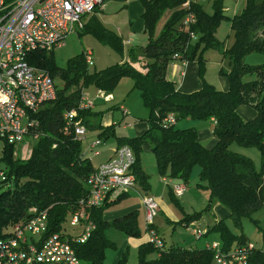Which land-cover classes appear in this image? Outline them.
Listing matches in <instances>:
<instances>
[{"label": "trees", "instance_id": "trees-1", "mask_svg": "<svg viewBox=\"0 0 264 264\" xmlns=\"http://www.w3.org/2000/svg\"><path fill=\"white\" fill-rule=\"evenodd\" d=\"M187 1L139 0L144 9L141 17L148 42L130 47L129 60L122 63L91 71L86 53L70 58L64 68L57 64L53 52L40 51L29 56L30 64L45 68L56 81L61 80L63 86L57 85L54 101L31 114L39 123L33 130L40 133L31 156L20 158L19 153L15 154L16 146L7 143L0 153V170L5 173V179L0 178V188L5 187L0 193V238L10 234V227L41 212L48 214L44 237L53 233L78 236L70 232L68 225L74 214L84 211L96 223V228L85 243L74 244L76 254L80 264H104L106 250L117 247L107 238L106 227H115L130 236L141 235L137 211L112 221L104 219L105 210L125 195L100 207L86 205L89 189L85 181L96 168L84 154L83 140L76 137L73 128H67L64 118L67 111L78 109L84 89L94 86L102 91L112 90L123 77L132 78L133 88L141 92L149 111L148 129L135 137L117 135L114 124H100L94 129L101 130L98 135L101 139L115 138L119 147L129 146L133 150L132 170L143 189L150 186V175L142 165L143 145L150 143L161 176L179 178L189 184L193 169L200 167L199 177L207 184L209 201L201 212L184 211V223L199 219L215 203H221L229 210L235 226L242 229L243 219L251 218L264 206V156L257 169L252 158L231 149L236 143L258 147L264 152V63L246 61L251 54H264V0H246L242 11L233 17L225 15L222 0L214 1L212 13L206 10L204 2H191L187 6ZM99 9H95V14L78 33L95 32L122 51V37L100 20ZM168 9L172 13L156 36V25ZM188 15H193L194 19L186 24ZM225 18L234 31L235 40L230 47H225L216 35ZM210 49L223 50V57L229 59L230 70L219 71L229 81L227 90L218 89L204 78L207 62L204 55ZM173 60H197L202 87L191 93L180 92L176 83L167 78L168 66ZM243 105L253 107L256 116L245 120L238 111ZM171 112L177 122L187 118L215 119L216 144L204 145L194 127H177V122L165 125L163 119ZM98 114L101 113L92 109L79 111L89 128H92L89 118ZM212 230L221 234L226 248L234 241L237 245L248 244L243 233L234 235L229 230L225 219ZM127 259L124 254L118 264H125ZM138 259L139 264H213L214 253L209 248L166 244L159 249L148 241L139 246ZM248 264H264L263 247L255 246Z\"/></svg>", "mask_w": 264, "mask_h": 264}, {"label": "built area", "instance_id": "built-area-1", "mask_svg": "<svg viewBox=\"0 0 264 264\" xmlns=\"http://www.w3.org/2000/svg\"><path fill=\"white\" fill-rule=\"evenodd\" d=\"M105 1L0 0V153L7 143L16 146L15 154L18 155L19 145L27 135L37 140L40 133L33 128L39 123L31 114H36L44 104L57 98L58 82L45 68L30 64L29 56L40 51L54 52L65 46L66 37L82 30L84 17L101 8ZM205 1L188 0L186 5ZM193 19V15H188L185 23L189 24ZM92 59V53L87 52L88 65ZM93 107L94 101L89 92L83 90L78 109L65 113L67 128H73L77 138L82 139L87 132L79 111ZM176 122L173 112L163 119L165 125ZM100 142L96 140L91 147L96 148ZM134 162L132 149L129 146L119 147L112 159L101 164L86 178L89 189L86 205L100 207L135 188ZM0 178L5 179L2 170ZM166 183L171 185L177 196L186 190L184 184L171 180ZM142 198L149 242L162 249L165 242L155 227L159 205L153 196ZM83 223L85 229L78 236L53 233L44 237L48 229V214L37 213L30 220L14 225L8 230V236L0 238V264H80L74 244L85 243L96 224L84 211L77 212L70 220L72 226ZM208 248L214 253V264H248L255 245L238 244L226 250L213 243Z\"/></svg>", "mask_w": 264, "mask_h": 264}, {"label": "rangeland", "instance_id": "rangeland-1", "mask_svg": "<svg viewBox=\"0 0 264 264\" xmlns=\"http://www.w3.org/2000/svg\"><path fill=\"white\" fill-rule=\"evenodd\" d=\"M138 1L139 0H128L127 4L129 7L128 6L126 7L122 2L119 1L108 2L107 0L106 12L108 14V17H103L104 22L109 24L111 27H113V28L111 27L109 28L114 29L115 31L118 32V34L122 37L123 42L129 40L127 39L126 36L129 35L131 25L132 24L136 25L137 21L140 19V17L137 14V10L138 7L140 8L141 6H138L139 5ZM214 1L215 0H207L204 2V6L206 10L210 13L214 11ZM245 3L246 0H222V5L225 11V15H227L228 17H233L234 15L232 14L234 13V11L232 10L229 11L228 8L235 9L237 7L240 8L239 10L241 12V10L245 7ZM171 13L172 10L168 9L157 23L155 29L156 36L160 34L161 30L164 27V24L170 17ZM98 14L102 15V13L100 14V12H98ZM84 19H86V16L84 17ZM216 35L222 42H224L225 47L226 45L230 47L234 43L235 40L234 31L231 28V22L229 21V19L225 18L224 20L221 21L217 29ZM147 38L148 35L146 34V39ZM89 51H91L93 58L92 63L90 64L91 71L101 70L113 64L122 63L123 61L129 59V45L124 43L123 50L120 51L115 46H113L110 41L99 38L98 35L92 31L81 35L77 31H74L73 33L69 34L66 37V45L61 48L55 49V51L52 54L57 64L60 67L64 68L67 66L68 60L70 58L75 57L80 53H87ZM48 53L51 52L48 51L47 54ZM206 56L207 58L206 57L205 58L206 60L207 59L208 60L206 62L204 78L210 84L219 86V84L221 83L220 77L221 76L223 77V75H221L219 71L221 69L225 71L230 70L229 59L227 57L222 59L223 50L210 49L209 52L206 53ZM195 61L197 62V60ZM246 61L251 64H262L264 63V54H260V53L252 54L249 58L248 57L246 58ZM59 85L60 87H62L63 86L62 82L59 81L58 86ZM95 90L96 89L94 86L89 87L90 92L91 91L95 92ZM97 97L99 98L93 110L102 114V120L104 122H107L109 120L112 112L115 113L114 120H117L116 123H118V121L122 119L123 111L120 110V108L118 107L119 105H124L130 109L131 115L130 117H128V119L125 118V120L127 122H130L129 124L131 126L134 125L133 128L134 130H131L129 128H122L123 126H120L118 124L116 127L117 132L121 133V131H123L128 134H133L134 132H136V128L142 126L143 123H146L145 121L147 120L141 119L145 117L134 119V115L136 116H145V114L148 115V109L146 108L143 102V98L140 90L137 88L135 89L133 88L132 78L123 77L112 90H103V94L98 93ZM239 109H240L239 111L240 114L241 112L243 114V116L242 114L241 116L245 120H249L248 118H250L249 117L250 115L247 114L249 108L248 109L246 108L245 110L244 108H239ZM207 120L209 119H197V120L192 119V121L188 122L186 119H182L178 121V126L179 127L197 126L198 123L207 122ZM86 128H87L86 135L81 137L83 140L84 153L88 154L87 155L88 157H90L89 155L92 154L91 157L93 158L95 156V153H93V151L92 152L89 151L87 142L91 143L92 141L94 142L96 140H99L97 134L98 131L96 129H91L89 127ZM34 144H35V140H33L31 136L29 135L25 136L24 140L19 145L20 158H29L31 156L32 148ZM100 144H98L97 147L94 148L93 150L101 151L102 146H100ZM231 149L252 158L256 168L260 169L264 156V152L262 149L258 147H243L236 143H234L231 146ZM144 162L148 167V172L151 173V171L153 170L152 171L153 174H155V176L158 177L159 172H157V168H156L157 165L154 166L155 165L154 155L152 156L144 155ZM195 169H199V168L195 167ZM197 182L206 185V182H201L200 180L197 181V179L196 180L192 179V181L189 182L190 192L189 194L184 196L183 201H182V197H178L173 193V195L177 197L176 198L171 194L170 188H166L165 186H163L164 184L159 183V188L163 189V187H165L167 190L165 191V193L163 192L164 195H161L159 199L156 198L157 204L159 205V211L155 217V222L159 227L160 233L162 234L161 236L165 238L167 246L170 245L188 246L192 244V246L194 247L197 246V248L200 249L203 245L202 242H204V239L205 237H207L208 234H210V238L212 237L216 240L217 239L223 240L221 234L212 229L209 230L208 234H204L201 237H198L194 234L195 228L197 230H201V232L206 231L207 228H205L206 226L205 222L210 221V223H212L213 221L212 215L210 213H207L205 217H203L200 221H198L200 222L198 227H193L191 225V222L188 223L183 222V220H185L186 218V214L183 210V207L186 206V210L190 214H194L196 213L194 210L199 211L202 208L201 203L203 201V195L204 193H206V190L197 188V184H196ZM4 189L5 187L0 188V193ZM142 189L143 188H141V190ZM133 190L134 188L131 189V191ZM140 194L141 193H139V196H141ZM189 199L191 201H188L189 204L187 205L186 201ZM177 202L181 205V207ZM170 204H172L173 206H171ZM160 205H163L167 211H165L164 213L160 212ZM195 208H199V209H195ZM226 209L227 208H225V210ZM228 211L229 210L227 209L226 212ZM221 218H224V216H221ZM234 223L235 222L232 220V218H230L229 216L226 217L225 224L234 235H239L243 233L248 243H253L257 248H262V247L264 248V206L260 210L255 212L251 218L243 219L242 229L236 227ZM68 227L70 232L73 234L79 233L83 229L82 225L72 226L70 223ZM139 227L141 230L140 236H130L127 235L124 231L117 229L115 227H106L105 234L107 238L112 240L113 242H117L118 245L116 248L110 247L106 250V259L104 264H113L114 261L116 262V264H118L120 259L124 256V254L128 256V259L125 264H139L137 248L139 247L140 244L147 243L149 241V237L145 226V211H144L143 220L139 216ZM11 229L12 227H10L8 230ZM201 238L202 240H200ZM199 240L200 243L198 244L197 242ZM135 243H138V247L135 246ZM237 243H238L237 241H234L233 246H236ZM121 250L125 252L124 253L120 252Z\"/></svg>", "mask_w": 264, "mask_h": 264}, {"label": "crops", "instance_id": "crops-1", "mask_svg": "<svg viewBox=\"0 0 264 264\" xmlns=\"http://www.w3.org/2000/svg\"><path fill=\"white\" fill-rule=\"evenodd\" d=\"M113 1L122 2V3H124V6H126V7L128 6V4H127L128 0H108V2H113ZM138 4H139L138 6H141L140 8L138 7V10H137V14L140 17V19L137 21L136 25L132 24V22H131L132 25H131V28H130L129 35L126 36L127 39H129V40H126L124 42L125 44L129 45V48L132 47V46H136V45H145L148 42V38L146 39L144 21H143V19L141 17L144 9H143V7H142L140 2ZM106 6H107V0L105 1L104 5L99 9L100 14L102 13V15L97 14V16L100 18V20L106 26L111 27L109 24L105 23L104 19H103V17H108V14L106 12L107 11L106 10ZM228 9H229V11L230 10L234 11V13L232 15L240 13V10H239L240 8L236 7L235 9L234 8H231V9L228 8ZM93 14H95V13L93 12L91 14L86 15V19H84V24L87 23V21L89 20V18ZM111 28H113V27H111ZM226 47H229V46L226 45ZM89 52H91V51H89ZM207 52H209V50ZM206 53H205V57L207 58ZM251 55H249L248 58ZM222 59H224V57ZM125 61H127V60H125ZM167 78L169 80H171V81H174L176 83V86L178 87V90L180 92L191 93V92L196 91V90H198V89H200L202 87V80H201V78L199 76V65H198V62H196V61H189V62L184 64L183 61H181V60H173L172 62H170L169 66H168ZM220 79H221V83L219 84V86H216V87L218 89H221V90H227L228 87H229L228 79L226 77H224V76L223 77L221 76ZM59 81L62 82L61 80H59ZM62 84H63V82H62ZM84 90L89 92L91 98L94 101V106H95L96 103H97V100L99 98V97H97L98 93L102 92L101 94H103V91L96 89L95 92H93V91L90 92L89 88L84 89ZM118 107L120 108L121 111H123L122 119H120L118 121V123H116L117 120H114L115 119V117H114L115 113L114 112L111 113V116H110V118H109V120L107 122H104L102 120V114H100V115L98 114V115H94V116L89 118L90 125L92 126L91 129H94V128L98 127V125H100V124L103 125V126H110V125L114 124L115 125V131H116V127L119 124L120 126H123L122 128H129L131 130H134L133 129L134 125L131 126L129 124L130 122H127L125 120V118L128 119V117H130V115H131L130 114V109L127 108L124 105H119ZM239 108H244V110L246 108L247 109L249 108L248 111H247V114L250 115L249 116L250 118H248L249 120L256 116L257 112L251 106L243 105V106H240ZM93 109H94V107L92 108V110ZM238 111H240V109H238ZM94 112H96V111H94ZM96 113H98V112H96ZM241 114H242V112H241ZM132 115H134V114H132ZM148 115H149V111H148ZM148 115L147 114H145V116H136V115H134V119L135 118L137 119V118L145 117V118H141V119L147 120ZM242 116H243V114H242ZM186 120L188 122L192 121V119H190V118H187ZM145 122L146 123H143L142 126L136 128V132H134L133 134H128V133L123 132V131H121V133L116 131V133L119 136H126V137L140 136L148 129V126H149L148 121H145ZM215 123H216L215 120L212 118V119L207 120V122L198 123L197 126H191V127H194V128L197 129L199 140L204 145H206L208 147H213L216 144V137L214 136V133H213V128H214ZM127 125H129V126H127ZM177 127H179L178 126V122H177ZM181 128H188V127H181ZM96 130L98 131L97 134L99 135L101 130H98V129H96ZM98 139L101 141V144H100V146H102L101 151H99V150L94 151L93 150V148L91 147V143L93 141L91 143L87 142L89 151H91V152L93 151V153H95V156L93 158L91 157L92 154L89 155L91 160L94 163L95 168H98L101 164H103V163L109 161L110 159H112L115 156V154H116V150L119 148L118 142L116 141L115 138H113V139L110 138L108 140H103V139L101 140V138L98 136ZM83 150H84V147H83ZM85 155L87 156L88 154H85ZM144 155H148V156L154 155V153L152 151V145L150 143H145L143 145V152H142V165L144 167V170L150 175V181H149L150 186H149V188L141 190L142 187H140L139 183L136 182V187L134 188L133 191L130 190L127 193L123 194V196L125 195L124 199H122L117 204H114V205L110 206L107 210H105L104 219L106 221H112L114 219L121 218L124 215H126V214H128V213H130L132 211H137V213H138V224H139V216L143 220L144 211H145L144 204L142 202V199H143L142 197L145 196V195H149V196H153L155 199L156 198L159 199L161 197V195H164L163 192L165 193V191L167 190L166 188H170V190L172 191L173 189H172L171 185L166 183V181H169V180H171V181H173L175 183L184 184L186 186L185 192L182 195L178 196V197H182V201H183L184 196L189 194V192H190L189 191V184H185L182 179L171 178V177H167V176H161L160 174H158V177H157V176H155V174H153V172H152L153 170L151 171V173H149L148 172V167H147V165L144 162ZM154 159H155V165L154 166H156L157 163H156L155 155H154ZM196 167H198L199 169H195V168L193 169L191 177H190V182L192 181V179H195V180L197 179V181L200 180L201 182H204L199 177L200 167L199 166H196ZM156 168H157V166H156ZM157 172H158V168H157ZM159 183L164 184L163 186H165L166 188L165 187H163V189L159 188ZM196 184H197V188H201V189L206 190V193H204V195H203V201L201 203V205H202L201 206L202 207L201 210H203V209H205L206 205L208 204L210 193H209V190L206 187L207 184L204 185L203 183H200V182H197ZM139 193H141L140 194L141 196H139ZM173 193H174V191H173ZM188 201H191V200L189 199V200L186 201L187 205L189 204ZM170 205L173 206L172 204H170ZM171 206H169V207H171ZM183 208H184V211L186 213L190 214L189 212H187L186 206L183 207ZM225 208L226 207H224L221 203H215L212 206V208H211V210L209 212H204L199 219H196V220L192 221L191 225L193 227H198V225L200 224V222H198V221H200L203 217H205L207 213H210L212 215V220H213L212 223H210V221L205 222L206 223L205 228H207L206 231H202L201 232V230H197L195 228L194 229V234L196 236H198V237H201L204 234H208L209 230H211L214 227L215 224H217L221 219H226V217L229 216L230 212L229 211L226 212L227 209L225 210ZM195 209H199V208H195ZM201 210H199V211L194 210V211L195 212H201ZM165 211H167V210L164 208V206L160 205V212L164 213ZM221 216H224V218H221ZM80 225L83 226V229H82L81 232L76 233V235H80L85 229V224L84 223L80 224ZM155 227L157 228L158 232L160 233L159 227H158L156 222H155ZM214 231H216V230H214ZM216 232H218V231H216ZM160 235H162V234L160 233ZM202 238L200 240H202ZM163 239H164L165 244L167 245L166 240H165L164 237H163ZM200 240L197 242L198 244L200 243ZM115 243H116V245H118L117 242H115ZM197 243H196V245H197ZM213 243L220 244L221 247L223 246L224 249H226V250H228L229 248L235 247V246L232 245L231 247L226 248L222 240H218V239L216 240V239H214L212 237L210 238V234H208L207 237H205L204 242H202L203 245H202V247L200 249L208 248V246L213 244ZM135 246L138 247V243H135ZM188 246H191L193 248H197V246L194 247V246H192V244L188 245ZM138 248H137V250H138ZM120 252H123V251L121 250ZM113 264H116V262L114 261ZM213 264H214V259H213Z\"/></svg>", "mask_w": 264, "mask_h": 264}]
</instances>
